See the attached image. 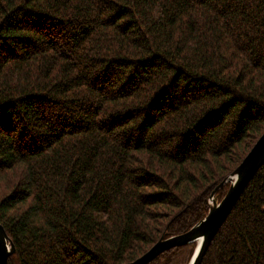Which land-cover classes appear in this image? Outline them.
<instances>
[{"label":"trees","instance_id":"trees-1","mask_svg":"<svg viewBox=\"0 0 264 264\" xmlns=\"http://www.w3.org/2000/svg\"><path fill=\"white\" fill-rule=\"evenodd\" d=\"M263 130L264 0H0L8 264L136 259L204 217ZM200 264H264V163Z\"/></svg>","mask_w":264,"mask_h":264},{"label":"water","instance_id":"water-1","mask_svg":"<svg viewBox=\"0 0 264 264\" xmlns=\"http://www.w3.org/2000/svg\"><path fill=\"white\" fill-rule=\"evenodd\" d=\"M264 163V130L250 147L237 167L211 192L208 211L188 231L169 237L161 236L146 252L125 264H148L162 252L173 247L195 242L188 264H200L211 240L222 226L244 189ZM228 189L219 200L216 192L224 185ZM15 247L0 224V264H8Z\"/></svg>","mask_w":264,"mask_h":264}]
</instances>
